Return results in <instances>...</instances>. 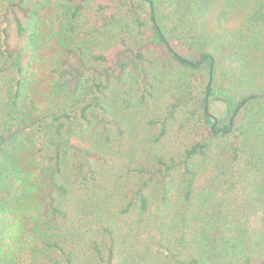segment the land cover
Wrapping results in <instances>:
<instances>
[{
    "label": "trees",
    "instance_id": "obj_1",
    "mask_svg": "<svg viewBox=\"0 0 264 264\" xmlns=\"http://www.w3.org/2000/svg\"><path fill=\"white\" fill-rule=\"evenodd\" d=\"M26 2L0 0V264H264V0Z\"/></svg>",
    "mask_w": 264,
    "mask_h": 264
},
{
    "label": "rangeland",
    "instance_id": "obj_2",
    "mask_svg": "<svg viewBox=\"0 0 264 264\" xmlns=\"http://www.w3.org/2000/svg\"><path fill=\"white\" fill-rule=\"evenodd\" d=\"M40 2H42V0H27L26 3L31 9H36L38 6L41 5ZM144 10L146 11L145 7H144ZM50 13L51 12H46V13L43 12L42 13L43 24H44V27L42 28L43 34L48 33L51 26H52L51 20L53 18L51 17ZM43 54L44 55H41L36 59V63H35V67H34L35 79L41 78V84L42 85H46V86L48 85L49 86V84H54L59 89L61 87L60 86L61 81L58 79L57 76L50 74V77L45 78V77L49 76V75H47V72L49 73L50 69H49V65H48L49 64V59L47 56L48 54L44 53V52H43ZM68 71H70V70H68ZM40 99H41V97H40ZM43 99H41L42 102L47 103V101H48V104L51 107H54L53 106L54 101L52 100V98L47 99V98L43 97ZM223 108H224L223 106H221L219 104H217V105L215 104V108L213 109V111L218 116L219 120L217 119V126H219V127H221L224 124H227L229 122V119H230V113L224 114ZM244 112H245V108L240 109V112L237 114V116L235 117V119L233 121V125H237L240 122L241 117L243 116ZM50 152H52V151H50ZM251 225L253 228H258L259 216H256V217L251 219Z\"/></svg>",
    "mask_w": 264,
    "mask_h": 264
},
{
    "label": "water",
    "instance_id": "obj_3",
    "mask_svg": "<svg viewBox=\"0 0 264 264\" xmlns=\"http://www.w3.org/2000/svg\"><path fill=\"white\" fill-rule=\"evenodd\" d=\"M212 68H213V66H212V64H211V66H210V73L212 72ZM211 80V76L209 77V81ZM242 106V104L239 106V107H241ZM214 117V116H213ZM214 120H215V123H217V120H216V118L214 117ZM229 127L231 128L232 127V124H231V120L229 121Z\"/></svg>",
    "mask_w": 264,
    "mask_h": 264
}]
</instances>
